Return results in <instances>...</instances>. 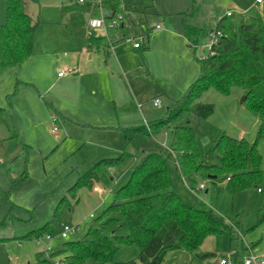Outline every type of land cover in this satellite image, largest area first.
Returning <instances> with one entry per match:
<instances>
[{
  "label": "rangeland",
  "instance_id": "374dc122",
  "mask_svg": "<svg viewBox=\"0 0 264 264\" xmlns=\"http://www.w3.org/2000/svg\"><path fill=\"white\" fill-rule=\"evenodd\" d=\"M23 1L25 11L33 22L38 23L32 55L34 59L43 61V65L42 74L38 75L40 77H37L36 83L33 84L22 81L25 79L21 74L18 75L19 66H8L0 73V107L5 108L0 110V158L3 160L1 167L9 169V158L14 156V160L9 163L14 169L6 172L1 187L3 189H0V264H27L35 261L36 254L44 248V241L48 240L44 238L42 242H37L35 238L23 239V236L48 221H51L53 228L50 243L54 249L75 238L76 234L60 237L64 224L80 226L79 233L83 235L101 212L113 202L119 188L129 180L135 165L143 160L148 151L162 150L170 140L169 134L162 133L163 130L168 132L167 128H161L154 134L138 132L134 135L132 143H129L122 133L123 127L110 132L74 124L70 128L71 131H67L57 114L59 131L53 133L49 107L52 94L48 91L52 79L50 71L46 74V69L48 61L55 58L50 53L51 50H57L62 55L65 51L69 53L71 46L68 43L71 44L72 40L63 23L60 9L70 0ZM124 1L136 7L135 12L127 13L134 20L132 35L138 37L148 33L152 38L153 25L164 26L162 21L147 16L146 11L153 8L152 1ZM153 1L155 5L156 0ZM5 20L6 6L4 1L0 0V24ZM199 41L204 44L206 37L200 38ZM207 55L209 49L199 45L196 56ZM178 62H181L180 58ZM182 64L184 65L183 62ZM196 68L199 70L200 66L197 65ZM197 77L198 75L193 81ZM189 86L183 91V95ZM59 87H52V91L57 92ZM146 94L149 92H141L139 98L149 96ZM244 95L238 87H234L228 95L210 89L199 99L214 104V112L207 118L208 121L186 114L176 123L185 124L187 119L193 120L203 155L211 149L218 131L222 130L234 136L243 131V137L249 142L257 141V149L262 155L260 168L264 171V122L261 117L248 110L244 100L242 101ZM170 104L171 100L165 95L160 107H154L152 102L148 101L146 106L142 105V110L146 116H153L148 119L150 123L161 119ZM126 113H129L128 109L124 111V114ZM136 115L139 120L134 121V124L137 123L133 126L143 127L145 122L140 109L136 111ZM124 151L131 153L132 157L113 167L103 165L92 185L80 183L75 186L78 178L99 160L116 158ZM168 176L175 193L184 203L212 210L232 224L236 232L234 236L209 235L198 249L192 252L185 249L170 251L163 264H216L220 261L221 264H243L246 253L244 248L250 246L254 252H261L262 249L259 250L256 246H264V220L261 221L264 215V176L262 191L253 187L236 193L231 192L227 188V180L221 178L182 176L176 163L172 161L168 163ZM201 182L205 187H198ZM95 186L98 190H94ZM192 188L196 190L193 191ZM61 200L63 201L56 213ZM91 213L93 216H90ZM106 232L110 235L128 234L130 227L124 220L112 221L107 225ZM139 252V246L123 244L120 245L115 260L125 262L137 259ZM205 253L213 255L199 257ZM44 256L47 257L45 252ZM86 264L111 263L89 259Z\"/></svg>",
  "mask_w": 264,
  "mask_h": 264
},
{
  "label": "trees",
  "instance_id": "16d2710c",
  "mask_svg": "<svg viewBox=\"0 0 264 264\" xmlns=\"http://www.w3.org/2000/svg\"><path fill=\"white\" fill-rule=\"evenodd\" d=\"M3 1L6 20L0 24V73L8 66L21 65L32 55L38 25L25 11L23 0ZM100 6L110 11L106 17L108 24L117 22L108 26L107 36L87 31L88 18L98 16ZM60 12L78 50L85 47L108 50L133 33L132 26L126 22L122 0H101V4L93 0H70L61 6ZM216 28L223 35L213 46V54L197 58L200 75L184 95L169 105L161 119L148 126L123 129V134L132 143L138 132L154 134L167 128L170 139L167 147L146 153L135 165L129 180L119 188L113 202L83 235L78 232L74 239L54 249L49 258L44 256L43 250L38 252L36 260L27 264H56V260L65 264H86L89 259L111 264H163L170 251H195L209 235H235L236 229L224 217L212 210L184 203L175 193L168 176V163L172 161L182 176L221 178L227 180V188L233 193L253 187L262 191L264 171L260 168L262 155L257 149V141L251 143L245 137L217 130L211 149L203 155L193 120L176 123L186 114L207 119L214 112V104L199 101L202 94L215 89L228 95L234 87L242 89L246 95L244 104L264 122V16L259 10H250L235 19H221ZM198 34L201 32L187 27L188 38L196 45L205 36L203 33L197 37ZM130 156L131 153L124 151L116 158L99 160L78 178L75 186L80 183L92 185L103 165L114 166ZM122 220L130 227L128 234L106 232L110 222ZM52 230L51 221H48L28 232L23 239L51 234ZM123 244L140 247L137 259L115 260ZM212 255L205 253L199 257Z\"/></svg>",
  "mask_w": 264,
  "mask_h": 264
},
{
  "label": "crops",
  "instance_id": "0c3cea01",
  "mask_svg": "<svg viewBox=\"0 0 264 264\" xmlns=\"http://www.w3.org/2000/svg\"><path fill=\"white\" fill-rule=\"evenodd\" d=\"M122 1L127 17L126 22L132 26L134 20L127 13L135 12L136 7ZM150 1L153 2V8L146 11L147 16L162 21L164 26L153 25V37L150 38L147 33L141 47L137 48L132 43L123 41L110 46L108 50L88 47L78 50L71 38V44L68 43L71 46L69 53L65 51L62 55L57 50L50 51L55 58L52 57L53 59L48 61V69H46V74L50 71L52 79L48 86V91L52 94L49 107L52 115L57 114L61 117L65 130L71 131L70 128L74 124L101 128L110 132L119 127L123 129L138 127L133 125L137 123L134 124V121L139 120V116L136 115L139 109L143 114L144 126H147L149 117L153 118V116L151 114L146 116L142 105L146 106L150 101L154 107H160L165 95L172 103L183 96V91L195 81L193 79L197 75L199 77L197 73H200V69L197 70L196 66H200L197 59L200 57L196 56V50L199 45L206 47L204 45L209 31L225 17L235 19L238 15L250 10L264 9V0L262 2L257 0H156L155 5L153 0ZM132 7L134 9H131ZM228 11H232V15L228 16ZM187 27L195 28V31L201 34L204 33L206 37L204 44L198 41L199 44L196 45L189 40ZM33 56H30L18 68V75L21 74L25 80H29H22L26 84L36 83L37 77H40L38 75L42 74L43 61H38ZM179 58L181 62H178ZM66 67H72L76 71L60 76L59 72ZM54 86H60L57 92L52 91ZM144 91L149 92L146 94L149 96L139 98V94ZM157 98L161 100L158 105L155 104ZM12 108L14 109L13 105ZM127 109L129 113L124 114ZM0 110L5 108L0 107ZM51 131L53 132L52 128ZM58 131L59 126L56 132ZM162 133L168 135L167 131L163 130ZM243 136L241 131L236 137ZM13 160L14 156H11L9 163ZM2 161L0 158V163H3ZM9 163V169L0 165V189H3L1 187L6 172L14 169ZM256 248L264 251V246L260 248L258 245ZM244 250L247 251L246 248Z\"/></svg>",
  "mask_w": 264,
  "mask_h": 264
},
{
  "label": "built area",
  "instance_id": "2783aa9c",
  "mask_svg": "<svg viewBox=\"0 0 264 264\" xmlns=\"http://www.w3.org/2000/svg\"><path fill=\"white\" fill-rule=\"evenodd\" d=\"M80 2L84 0H79ZM94 2H97L101 4V0H93ZM263 0H257V2H262ZM261 14L264 16V9L260 11ZM110 14V11L106 8H103L100 6V14L98 16H91L88 18L87 21V31L92 34L96 35H103L107 36L108 33V26H113L117 24L116 21L110 22L109 24L106 21V17ZM227 15L230 16L232 15V11H228ZM157 27H160V25H157ZM223 35V32L214 27L212 28L209 33H208V41L205 44V46L209 49V53L213 54V46L218 42L219 37ZM146 39L145 34H141L138 37L134 35H130L126 38L125 41L130 42L133 44L134 47H141L143 42ZM76 71V69L72 67H66L63 68L60 72L59 75H67V74H72ZM161 100L157 98L155 100V104L158 105L160 104ZM52 130L53 132H56L58 130V125H57V116L52 115ZM148 126V125H147ZM205 185L204 183L199 184V188H203ZM193 191L196 190V188H192ZM94 190H98V187H94ZM260 190V189H259ZM90 216H93L91 213ZM79 227L80 226H70L67 224H64L62 226V229L60 231V237L65 238L68 237L69 235H75L79 232ZM44 238H47L48 241H44V248L43 251L45 252L46 256L49 258L51 253L54 251V248L52 247L50 241L52 239L51 234H45L44 236H40L38 238H35L37 242H42ZM222 261H220V264ZM56 264H65L64 261L56 260ZM243 264H264V251H261L260 253H256L250 248V246L247 247V251L244 256Z\"/></svg>",
  "mask_w": 264,
  "mask_h": 264
},
{
  "label": "water",
  "instance_id": "95a60500",
  "mask_svg": "<svg viewBox=\"0 0 264 264\" xmlns=\"http://www.w3.org/2000/svg\"><path fill=\"white\" fill-rule=\"evenodd\" d=\"M245 96H246V95L243 96L242 101L244 100ZM216 264H218V262H216Z\"/></svg>",
  "mask_w": 264,
  "mask_h": 264
}]
</instances>
